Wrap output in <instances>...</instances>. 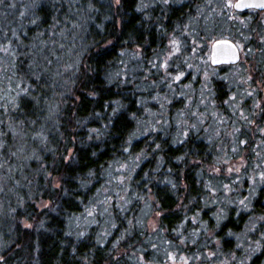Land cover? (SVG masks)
I'll return each mask as SVG.
<instances>
[{
  "label": "trees",
  "instance_id": "trees-1",
  "mask_svg": "<svg viewBox=\"0 0 264 264\" xmlns=\"http://www.w3.org/2000/svg\"><path fill=\"white\" fill-rule=\"evenodd\" d=\"M166 1L152 8L141 7L143 0H0V55H9L0 81V168L9 175L0 185V264H264V186L241 203L232 178L212 171L226 160L251 167L256 156L251 147L264 127V11L237 13L235 40L226 34L257 66L245 96H231L237 90L228 70L240 63L210 62L217 115L203 122L206 108L183 94V121L136 138L146 101L140 85H147L144 75H129L141 62L137 49L151 61L170 33H191L208 3ZM66 53L69 81L56 75ZM72 86L73 99L66 92ZM49 111L60 120L53 126ZM137 155L141 162L107 215L77 229L74 220L102 193L109 165ZM243 170L248 188L251 174ZM40 197L52 206L40 210ZM150 208L159 214L156 234L146 227Z\"/></svg>",
  "mask_w": 264,
  "mask_h": 264
},
{
  "label": "rangeland",
  "instance_id": "rangeland-1",
  "mask_svg": "<svg viewBox=\"0 0 264 264\" xmlns=\"http://www.w3.org/2000/svg\"><path fill=\"white\" fill-rule=\"evenodd\" d=\"M158 1L164 2V0H143L141 7H147L148 5V7L153 8L156 6ZM206 1H208V3L201 8L200 14H197L195 16V20H197V22L193 20L194 23L192 24V28H190L191 33L188 32V28H182L178 31V34L170 33V35H168L166 38L167 40L164 48H162L160 51H156L154 53L152 52L154 56H152V58L149 57L151 58L152 62L150 60H146L145 57L140 54L142 53L141 49H137L138 53L136 52V54H139V56L141 57V62L139 61L137 66L136 64H133L131 66L132 70L128 69L131 72V74L129 73V75L135 76V74H137L136 76H138L139 74H141V77L142 75H144L145 79L142 80H144L147 85H140L143 91L146 92L145 97L142 96L146 101H144L143 103L142 115L138 120V134L135 136L136 138L141 137V135L143 134H147V132L145 131H147L148 129L150 130L158 126L169 127L171 124H174L173 121H175L176 124H178V122L180 121H183L182 115L184 114V112L182 110L178 111V108H180V106L182 105V102L178 101V96L183 94L184 96H186V98H190L194 95L193 97L198 98L199 103L203 104V106L206 108L207 115L206 118L203 116V118H205L203 122L207 123V121L210 120V115H217V110L214 108V103L211 97V91L213 89L209 84H207L208 80L210 81L211 78L216 77L215 71L210 66L211 47L214 44V41L225 39L227 37L226 34L231 33V38L234 39L233 34L235 33L236 35L237 30L235 29L233 32L232 28L236 25L241 24L242 19L239 18L237 13L234 11V8H232L233 4L237 0ZM191 2L202 3V0H167L166 4L169 5L170 3H176L178 5H188L191 4ZM207 16L208 19H206ZM213 19L218 20V25L217 21L214 22ZM195 24H197V27ZM203 24L206 27L203 30H205L208 34L202 35V37L199 38L198 35L201 31L198 29L203 26ZM212 33H214L213 37L211 36ZM192 34H194L196 37L191 38ZM210 36L212 38L209 39ZM175 37H177L179 40H177ZM241 46L242 55L239 62L240 64L237 65L236 70H228V74L232 75V83L233 85H236L235 88L237 90L232 91L231 96L233 98H236L235 100H237V102L241 97V94L243 95V93H246L247 90H250L249 88L251 87V85H249V80H252V78H254V74L256 75L255 71L257 70L255 62L249 61V57H252L253 54L246 53L243 50L244 45L241 44ZM246 56H248L247 60ZM6 57H9V55H0V81L2 80V78L4 80L6 74L4 72V67L7 66V64L4 65ZM71 58V55L68 53L65 54V57L61 56L59 58L60 62L58 64V67L60 69L62 68L63 71L56 72V75L67 74L68 76H65V80L68 79V81L71 78V74H68ZM62 60H66L65 65L61 63ZM148 64L149 69L146 67ZM251 72H254V74L252 75ZM258 77H261V75ZM262 85L263 84L261 81L258 82V87ZM241 87L242 90L240 89ZM72 88L73 86L69 89L70 91L66 92H68V96L73 99L74 92ZM235 102L236 101L229 103L228 107L234 108L237 104H235ZM60 104V106H64L63 101ZM235 110H237V108H235ZM195 111V113L199 112L198 109ZM206 111L204 114H206ZM50 113L51 112L49 111V115L51 117V126H53L60 120L56 119L54 112H52L53 115H51ZM177 116H179V119L177 118ZM194 116L196 118L197 114H195ZM183 117L184 120H186L187 116L184 115ZM177 131L179 132V136H184L187 134V132L185 131V127H181V125H178ZM263 136L264 127L261 131V138H259V140L255 144V147H258H256L255 149H253L254 146L251 147L254 153H256L251 167L245 159L230 161L226 160L223 162L225 163L224 168H221L220 166L215 167L214 170H212L214 171V174H217L219 177L226 176L228 178H232V181L234 182V188H230V190L237 193V195L239 196V201L241 203H243L244 199H246V201L244 202H249V200L251 201V199L257 195V191L264 186V141L262 142ZM230 146L231 151L235 153L238 152L236 150V147L233 145V142ZM71 155L72 152L70 153L69 158L71 157ZM140 162L141 155H137L131 156V158L129 157L127 161L121 162L120 164L113 165L112 163L111 165H109L108 172L106 173L108 174V177L105 185L102 188V193L98 196V199L96 201L91 202V206L84 211V215H80L78 218H76V220H74L77 229L82 228L85 225V219H87L88 221L92 219L91 223H94L97 219H99V216L101 218L103 215H107L106 210L107 207L109 208L110 206L109 204L111 203L112 197L119 195L120 191L123 190V187L126 188V182H128L133 172L137 170ZM211 168L208 169V172H210ZM244 168H248L249 173L251 174L249 176V179H247V184H249L247 186L248 188H246L244 184L246 180L242 179V172L244 171ZM8 177L9 175L7 170L3 166H1L0 185L3 186L8 184ZM38 177H41V174ZM38 177H36L35 181L38 180ZM48 178L53 181L54 186H60V181L58 178L46 177L45 179L48 180ZM230 190L228 189L226 191V194L232 192ZM243 195L244 197L242 198ZM214 196L218 197V193ZM37 200L38 202L36 204L37 206H39L40 210H45L52 206V203L48 201L39 203L42 200V197L38 198ZM3 207L5 206L0 204V213L1 211L3 212L5 210ZM147 210L145 211V213L148 212L147 215L149 216L146 219L147 230L151 234H156L157 229L159 228V214L154 211V208H150L148 211ZM90 215L91 217H88ZM19 222L23 223V226L33 227V224L27 222L26 219ZM101 230L105 232L106 227H102ZM1 251L2 250L0 248V255L2 254ZM172 264H182V262L179 260H175Z\"/></svg>",
  "mask_w": 264,
  "mask_h": 264
},
{
  "label": "water",
  "instance_id": "water-1",
  "mask_svg": "<svg viewBox=\"0 0 264 264\" xmlns=\"http://www.w3.org/2000/svg\"><path fill=\"white\" fill-rule=\"evenodd\" d=\"M253 5L252 7H234L237 11L244 12L246 10L255 9L264 11V8L258 7L260 4H264V0H239L235 5ZM210 62L214 66L220 65H237L241 60L240 49L234 41L230 39H219L214 41L210 51Z\"/></svg>",
  "mask_w": 264,
  "mask_h": 264
},
{
  "label": "flooded vegetation",
  "instance_id": "flooded-vegetation-1",
  "mask_svg": "<svg viewBox=\"0 0 264 264\" xmlns=\"http://www.w3.org/2000/svg\"><path fill=\"white\" fill-rule=\"evenodd\" d=\"M239 0H237L234 4H233V6H232V8H234L235 7V4L238 2ZM234 11L236 12V13H239V14H245L246 12H262V11H259L258 9L257 10H255V9H250V10H246V11H244V12H240V11H237L236 10V8H234ZM226 39H228V38H226ZM238 45V44H237ZM238 47H239V45H238ZM239 49H240V52L242 53V51H241V48L239 47ZM242 55V54H241Z\"/></svg>",
  "mask_w": 264,
  "mask_h": 264
},
{
  "label": "snow or ice",
  "instance_id": "snow-or-ice-1",
  "mask_svg": "<svg viewBox=\"0 0 264 264\" xmlns=\"http://www.w3.org/2000/svg\"><path fill=\"white\" fill-rule=\"evenodd\" d=\"M236 7H244V6H248V7H252L253 5H242V4H237L235 5ZM258 7L264 8V4H260L258 5Z\"/></svg>",
  "mask_w": 264,
  "mask_h": 264
}]
</instances>
